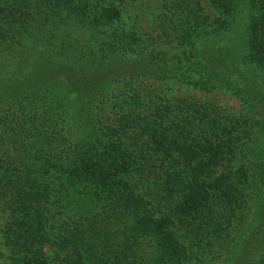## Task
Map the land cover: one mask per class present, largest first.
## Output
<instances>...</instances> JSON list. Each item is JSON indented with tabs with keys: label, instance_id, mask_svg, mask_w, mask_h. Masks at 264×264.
Returning a JSON list of instances; mask_svg holds the SVG:
<instances>
[{
	"label": "trees",
	"instance_id": "16d2710c",
	"mask_svg": "<svg viewBox=\"0 0 264 264\" xmlns=\"http://www.w3.org/2000/svg\"><path fill=\"white\" fill-rule=\"evenodd\" d=\"M119 16L0 0L5 264H264V0H161L145 40ZM221 36L231 57H203ZM148 75L226 91L245 117L147 98Z\"/></svg>",
	"mask_w": 264,
	"mask_h": 264
},
{
	"label": "rangeland",
	"instance_id": "374dc122",
	"mask_svg": "<svg viewBox=\"0 0 264 264\" xmlns=\"http://www.w3.org/2000/svg\"><path fill=\"white\" fill-rule=\"evenodd\" d=\"M101 2L110 1L113 5H115L119 11V22L122 23L124 28L130 29L131 31L135 32V34L140 35L141 38L145 40L146 37L157 38L155 28V14L158 11L159 4L161 0H99ZM204 6L206 4L203 3ZM157 30V29H156ZM237 30V28H236ZM158 31V30H157ZM226 40V41H225ZM24 42H27L24 41ZM33 42H27L26 46H28L29 52L24 51L23 57L27 55L29 56L27 59L31 60L32 58V49H30V45ZM200 51L202 49L201 55H206L207 53L211 54H225L224 51L228 52V57H231V50L232 46L227 43V39L221 37H215L211 41L202 42L199 44ZM125 57V56H122ZM37 61H41L39 55L36 57ZM25 64V63H24ZM4 68V67H3ZM12 66H7V72L11 71ZM25 65H24V72H25ZM4 73L0 68V87L2 83H6L10 77L7 75L4 77ZM9 77V78H8ZM6 78V79H5ZM143 88L147 89L146 96L147 98H151L154 100H166V99H173L178 97H187L191 96L194 98H199L202 100H213L215 103L218 104L219 108L225 112H230L231 114L237 116L238 119L245 117V109L242 102L237 98V96L231 95L230 93L223 91V90H210V91H202L196 88H192L187 86L176 79H171L164 77L163 80H159L157 78H153L151 76H145L142 81ZM146 83V84H145ZM145 96V97H146ZM103 114L109 113L107 109L102 110ZM241 121V120H240ZM256 196V192L251 194V200L254 199ZM7 219V212L1 211L0 212V264H5L8 259V250L2 244V237L1 231L3 224ZM232 229L235 232L234 234H238L237 225L233 226ZM136 250L137 254L142 259H147L150 257L154 251L152 248L151 242L146 238H141L136 242Z\"/></svg>",
	"mask_w": 264,
	"mask_h": 264
}]
</instances>
